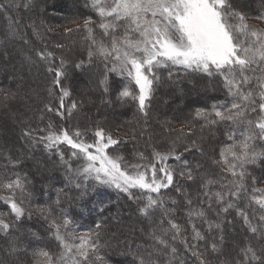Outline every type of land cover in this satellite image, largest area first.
Returning a JSON list of instances; mask_svg holds the SVG:
<instances>
[{
  "label": "trees",
  "instance_id": "16d2710c",
  "mask_svg": "<svg viewBox=\"0 0 264 264\" xmlns=\"http://www.w3.org/2000/svg\"><path fill=\"white\" fill-rule=\"evenodd\" d=\"M3 1L0 3L4 4ZM19 3L16 10L18 9L20 17L12 16L8 7L0 9L2 23L0 27V181L10 180L17 173L21 176L26 174L27 194L24 206L26 211L31 213V217L25 215L16 221L10 207L0 205L1 210L5 212V218L15 225L7 233L0 232V264H34L39 259L34 253L39 249L58 254L61 251V245L55 239V229L51 226L50 219H56L58 224H62L65 217L70 219L72 223L68 225L67 232L84 231L94 234L95 231H99V250L94 255L90 254V264H139L138 257L143 256L148 259L147 253L153 251L151 245L155 244L157 248H163L152 239L153 229H157V234H159L158 225L161 220L165 221L162 227L168 228V218L182 225L186 230L185 235L190 238L192 230L186 216L188 206L185 201L192 199V207L202 206L201 177L206 173L214 174L215 177L222 174V168L213 161L224 144L230 142L225 134L229 125L219 124L215 128L202 127L205 121L194 116L195 109L209 108L211 104L225 99L226 93L220 78L209 77L206 74L185 70L178 66L160 68L157 73L160 80L154 86L148 102L149 107L146 109L147 115H145L139 110L135 100L117 98L120 91L129 85L126 78L113 72H107L109 90L107 93L104 91V86L100 81L106 74L107 61L102 57L93 56L89 62L88 50L91 41L88 35L82 36L84 45L78 47L80 50L68 47L69 58L66 57L67 55L62 56L60 52L64 48L61 43L58 44L56 38L60 40L65 38L67 33L63 28L66 25L84 22L89 17L94 23L98 22V14L90 0H73V2L56 0L55 4L50 7L46 1L38 4V0H19ZM233 5L237 10L246 13L250 19H259L258 17L264 14V0H233ZM37 7H43V9L38 10ZM32 22L34 24H31ZM18 23L29 27L32 33V43L26 47L29 55V62L25 63L26 68L23 65L20 66L17 75H14L9 69L6 71V68H3L4 56L1 52L4 51L7 56L8 46L12 47L10 46L11 41L24 47V42L28 44L19 35ZM94 23L92 27H95ZM13 29L18 36L10 35ZM9 35L10 40L5 41ZM93 35L99 40L104 34L103 31H94ZM105 42L107 43V39ZM58 45L62 47H57ZM20 47L22 46H17V48ZM73 47L77 45L74 44ZM45 50L54 54L51 62L37 55V52ZM61 58L65 61L66 76L61 78V83L57 86L53 84L55 72H49L48 68H58ZM20 59H25V57L21 56ZM81 61H84L83 65L77 68L76 65ZM35 67H37L35 71L42 70L44 73L42 72L35 89L32 87L26 89L24 81H27L28 75L32 74L34 70L32 68ZM26 69L30 72L28 75ZM169 71L173 73L171 78L168 75ZM87 72L92 74L90 83L95 86L93 91L86 90V87L83 89V83L76 78L77 73ZM46 76L50 78V81ZM61 87L70 92V95L64 99V108L61 109L64 112L63 117L56 111H48L45 108V105H51L53 109L59 108ZM206 87L209 90L208 94L193 96L198 89ZM131 90L134 93L137 91L135 85H131ZM170 91L173 93L182 91L185 102L170 108L171 102H162L163 97ZM5 93L11 94V98L5 100L3 98ZM73 102L76 103V107L71 109L69 114L68 109ZM9 114H12V125L9 124L10 121L7 118ZM93 117L98 120L93 121ZM50 121L57 131L64 128L68 129L71 134L73 130L79 129L85 133L83 138L87 141L95 138L94 133L97 129H104L106 133H111L114 139L120 140L118 145L110 146L108 152L112 155L123 156L124 161L130 165L151 162L153 149L162 153L167 152L175 143L176 152L182 154L181 159L178 161L170 158L167 163L172 165L176 171H184L183 161L186 160L193 170L194 180L189 181L186 176H176L173 185L162 189L159 194L163 197V206L153 208L148 215L139 211L146 203L148 195L140 190L132 191L133 196L129 198L127 193L113 187L96 184L93 190V181L89 180V194L81 198V190L68 184L66 169L56 155V149L48 152L42 143H34L32 139L23 135L26 130H34L33 136H44L46 132L43 130L48 128ZM192 141H195L202 151L191 148L190 151L185 152L184 146L191 147ZM257 147L264 149V143L257 142ZM59 150L64 153L65 159H69L72 151L70 146L61 144ZM29 153L40 156L42 161L46 158L47 163L51 164V170L48 173L39 172L34 163L36 160L25 156ZM138 153H143L148 160H141ZM81 163L82 160L73 159L72 167L76 168ZM197 165L199 168L196 167ZM247 172L250 174L247 178L249 187L253 186L252 177L255 178V187L261 183L264 184V157L248 165ZM49 174L56 179L54 184L48 183L46 176L49 177ZM227 179H231V176ZM61 188L64 189V193L60 194V201L57 204V192ZM211 190L218 191L220 188L216 186ZM0 193L5 194L6 192L0 190ZM185 193L188 195L185 196ZM173 200L176 203H173ZM220 207L221 205L213 202L212 209L210 211L206 209V211L208 219L222 224V232L216 229L209 232L207 225L202 221H193L205 236V241L193 242L197 243L201 249L202 259L208 261V264H221L226 259L236 257V246L242 247L246 241H250L257 249L264 248V238L253 236L236 215L235 210L221 214L222 219H217L216 213L220 211ZM41 209H50L51 218L46 219L42 216ZM165 210H172L167 218L164 216ZM115 211H120L121 216L116 215ZM257 213L259 214L258 209ZM132 220L135 221L132 223ZM97 225L100 226L99 229L96 228ZM60 231L65 233L63 227ZM33 233L37 235L34 236ZM220 235L224 237L220 251L212 252L210 249L204 251ZM174 246L178 252L172 264H180V261H183V264H197V258L193 257L188 248L179 240L174 242ZM164 251L166 252L167 249ZM95 256L103 257V261H96ZM151 258L159 260L160 264H166L169 259L167 255L156 252ZM253 264H258V262H253Z\"/></svg>",
  "mask_w": 264,
  "mask_h": 264
},
{
  "label": "snow or ice",
  "instance_id": "6c2138e0",
  "mask_svg": "<svg viewBox=\"0 0 264 264\" xmlns=\"http://www.w3.org/2000/svg\"><path fill=\"white\" fill-rule=\"evenodd\" d=\"M92 7L98 14V27L104 35L99 40L94 37L90 26L94 21L91 17L85 20L82 27L88 31V39L91 41L89 62L93 56L107 61L106 74L100 81L106 93L109 90L107 72L126 78L129 85L120 91L117 98L135 100L139 110L147 115L148 102L154 86L160 80L158 70L173 66H182L185 70L209 77H219L226 93L223 101H217L209 108H197L194 112L195 118L205 121L202 127L229 125L225 134L230 142L221 148L220 159L213 161L214 164L223 166L222 174L215 177L206 173L201 177L202 206L192 207V199L185 201L191 237L185 235L186 230L175 220L167 219L168 228L162 227L165 221L161 220L158 225L159 234L157 229H153L151 235L156 244L163 248L151 245L153 251L147 253L148 259L138 257L139 264H160L159 260L151 258L154 252L167 255L169 259L166 264H172L178 252L174 246L177 240L197 258V264H208V261L201 258V249L197 246L198 242L205 241V236L193 221H202L209 232L213 229L222 232L221 223L208 219L206 209L210 211L213 202L221 205L220 211L216 213L217 219H222L221 214L235 210L253 236L264 238V188L254 186V177L251 178L253 186L249 187L247 182L250 175L247 166L264 157V149L257 147V142L264 143V29L249 24L246 13L237 10L233 0H92ZM5 8V4H0V9ZM258 18L264 20V14ZM37 55L49 62L54 57L47 50L37 52ZM83 63L81 61L76 67H81ZM64 66L65 61L61 58L58 68H48L49 72H55L54 85L59 86L61 78L66 76ZM168 75L171 78L173 73L169 71ZM131 85L136 86L135 93L131 90ZM49 91L51 94V89ZM60 92L59 108L53 109L51 105H45V108L56 111L63 117L61 109L70 92L63 87ZM3 98L7 100L11 98V94L5 93ZM75 107L76 103L73 102L68 109L69 114ZM33 131L26 130L23 135L34 143H42L48 152L56 149V155L66 169L68 184L81 190V198L89 194V180L93 181V190L96 184L113 187L127 193L129 198L133 196V189H139L148 193L146 203L139 209L142 214L148 215L153 208L163 206V197L159 194L162 189L173 185L176 176L194 180L193 170L186 160L183 161L184 171H176L167 163L170 158L178 161L181 159L182 154L176 152L175 143L167 152L153 149L151 162L128 165L123 156L108 154L106 150L118 145L120 140L114 139L111 133H106L102 128L95 131L96 140L91 143L83 138L85 133L79 129L73 130L71 134L64 128L57 131L51 121L48 128L43 130L46 132L44 136H33ZM61 144L72 149L69 159H65L64 153L59 150ZM191 148L201 150L195 141H192L191 147L185 145L184 151L188 152ZM137 155L141 160H148L143 153ZM73 159H83L84 164L73 168ZM196 167L199 168V165ZM228 176L231 179H227ZM26 180V174L21 176L17 173L10 180L0 181V190L9 193L0 196V200L10 206L16 221L25 215L31 217L24 206ZM216 186L220 190L212 191ZM61 193H64L63 188L57 192V204ZM153 193L157 194L155 198ZM173 203L176 201L173 200ZM171 211L165 210L164 216L169 217ZM40 214L46 219L52 216L50 209H41ZM50 223L55 229L54 236L60 242L61 251L56 254L39 249L34 255L40 259L34 264H90V254L94 255L99 250V231L72 238L66 231L72 223L70 219L65 217L62 224H58L56 219H50ZM14 226L4 214H0V232L7 233ZM61 227L65 229L64 234H61ZM99 227L96 226L97 229ZM69 239L78 240L79 243H69ZM223 242L224 237L220 235L204 251L210 249L212 252H219ZM236 247L237 256L226 259L221 264H264V248L257 249L250 241H246L242 247ZM95 260L102 262L103 257L95 256Z\"/></svg>",
  "mask_w": 264,
  "mask_h": 264
},
{
  "label": "rangeland",
  "instance_id": "374dc122",
  "mask_svg": "<svg viewBox=\"0 0 264 264\" xmlns=\"http://www.w3.org/2000/svg\"><path fill=\"white\" fill-rule=\"evenodd\" d=\"M2 0H0V2H1ZM27 1H30V0H27ZM39 1V3L38 4H40V2H44L45 3V1L46 2H48L47 4H48V6L50 7L51 5H54L55 4V2H56V0H38ZM70 2L72 1L73 2V0H69ZM90 2L92 3V0H90ZM3 3L6 5V7H8L9 8V13L12 15V16H18V17H20V13H19V11H18V9L16 10V7H18V5L20 4L19 3V0H11V3H10V0H4L3 1ZM1 4V3H0ZM13 5L15 6V8L13 9ZM34 7V6H33ZM12 8V9H11ZM36 9V8H35ZM37 9L39 10V9H43V7H37ZM2 10V9H1ZM30 10H31V8H30ZM34 10V9H33ZM19 13V14H18ZM246 17H247V22H249V23H251V24H255L256 26H259L258 28H260V29H264V20H262V19H250V18H248V16L246 15ZM40 18V17H39ZM99 19V18H98ZM17 22V21H16ZM85 22V21H84ZM84 22H76V23H72V24H68V25H66L64 28H63V30L67 33V35L65 36V38H62L61 40L57 37L56 39H57V41H58V44H62L63 45V50L62 51H60L61 52V54H62V56H66V57H70V54H68L69 52V49L71 48H76V49H78V50H80V48H78V47H81V45L83 46L84 44H83V37L82 36H87V35H89L88 34V31L85 29V28H83L82 26H83V24H84ZM97 23V24H96ZM96 23H94L95 25V27H92L91 25V27L93 28V32L95 31V32H99V31H101L102 32V30L98 27V24L100 23V19L98 20V22H96ZM2 23H1V20H0V27L2 26L1 25ZM31 24H34V22H32ZM18 26H17V30H18V32H20L19 33V35L20 36H22V40H25L26 42H28V44L27 43H25L24 42V44H25V47L23 46V45H21V44H19L18 43V45L19 46H22V47H20V48H17V46L18 45H16V42L15 41H11V43H10V46H12V47H9L8 46V48H7V56H6V54L4 53V51L3 52H1L2 53V55L4 56L3 57V60H2V65H3V68H6V71H7V69H9V71H11V74H14V75H17L16 73L18 72L17 70H19L18 68H21L20 66H25V68H26V65H25V63L26 62H29V55H28V53H27V48L26 47H29L30 46V44L32 43V36H31V32L29 31V27H27L26 25H24V24H22V23H18L17 24ZM68 30H72V31H68ZM11 36H18V34H17V32H15V34H10ZM10 35L8 36V37H6V40L5 41H7V39H9L10 40ZM17 39V38H16ZM4 41V42H5ZM75 44V46L77 45V47H73V45ZM68 47H69V49H68ZM30 49V48H29ZM21 56L23 57H25V59H20L21 58ZM78 57V56H77ZM31 59V58H30ZM31 61V60H30ZM30 65H31V63H29ZM178 67H182V66H178ZM37 67H35V68H32V69H34V70H32V74H33V76H32V74H30V75H28V73H30L29 71H27V69H26V74L28 75V79H27V81H24V83H25V88L26 89H31V87L33 88V89H35L36 88V85L39 83V78L41 77V75H42V72L44 73V71H35V70H37L36 69ZM92 74H91V72H87V73H82V74H78L77 73V76H76V78H78V79H80V81L83 83V89H84V87H86L85 89L87 90V89H89V90H91V91H93L92 89H94L95 88V86L92 84V83H90V79L92 78V76H91ZM45 76V75H44ZM47 77V76H46ZM48 78V81H50V78L49 77H47ZM136 87V86H135ZM137 89V88H136ZM181 92L182 91H180V92H178V91H175V93H173V91H170V92H168L167 94H166V96L165 97H163V101L162 102H166V101H168V102H171L169 105H170V108H173V107H175L176 105H181L182 103H184L185 101H184V95H182L181 94ZM209 93V90H208V87H206V88H202V89H198L197 91H196V93L195 94H193V96H197V97H199L200 95H206V94H208ZM89 97H90V95H89ZM28 105H30V103H28ZM4 115V114H3ZM11 115L12 114H9V116H7V118H8V120L10 121L9 122V124L10 125H12V118H11ZM13 117V116H12ZM96 120H98V119H96V117H93V121H96ZM96 140V137L93 139V140H91V141H87V142H89V143H91V142H94ZM31 142V141H30ZM29 143V142H28ZM110 148V147H109ZM107 152H108V149L106 150ZM30 154V153H29ZM25 154V156H30V158L32 157V158H34L35 160H36V162H34L36 165H37V167H38V170H39V172H41V173H45V172H49V170H51V164L50 163H47V161H46V158H45V160L44 161H42V159L40 158V156H38V155H33V154ZM108 154L109 155H112L111 153H109L108 152ZM32 155V156H31ZM220 159V155H218V156H216L215 157V160H219ZM39 160V161H38ZM80 160H82V163L79 165V166H82L83 164H84V160L83 159H80ZM126 164H128V165H130L129 163H127L126 161H124ZM78 166V167H79ZM122 167H123V165H122ZM220 167L221 168H223V166L222 165H220ZM77 168V167H76ZM214 175V174H213ZM46 178L48 179V183H51V184H54V182H56V179H54V177L53 176H51L50 174H49V177H47L46 176ZM257 187L258 188H264V184H259V185H257ZM134 190H139V189H133L132 191H134ZM140 191H142V190H140ZM143 192H146V191H143ZM147 193V192H146ZM148 194V193H147ZM6 195H9V193H0V196H6ZM152 195H157V194H155V193H153ZM155 198V197H154ZM0 205L1 206H5L6 205V202L5 201H3V200H0ZM10 207V206H9ZM5 212H3L2 210H1V208H0V214H4ZM115 214L116 215H120V211H115ZM121 216V215H120ZM126 220H128V219H126ZM135 220H132V223L134 222ZM137 221V220H136ZM130 222V221H129ZM130 225H131V222H130ZM130 229H131V227H130ZM61 234H64V233H62L61 232ZM67 234H68V236L69 237H72V238H75V237H79V236H83V235H86V234H88L87 232H84V231H68L67 232ZM69 243H79V241L78 240H72V239H69ZM40 259V258H39Z\"/></svg>",
  "mask_w": 264,
  "mask_h": 264
}]
</instances>
